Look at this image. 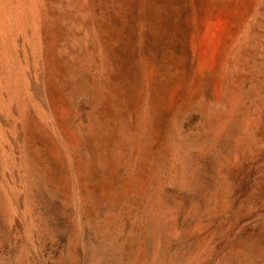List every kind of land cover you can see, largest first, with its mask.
<instances>
[{"label":"bare ground","instance_id":"1","mask_svg":"<svg viewBox=\"0 0 264 264\" xmlns=\"http://www.w3.org/2000/svg\"><path fill=\"white\" fill-rule=\"evenodd\" d=\"M232 138L264 143V0H0V264H256L177 220L227 207Z\"/></svg>","mask_w":264,"mask_h":264},{"label":"rangeland","instance_id":"2","mask_svg":"<svg viewBox=\"0 0 264 264\" xmlns=\"http://www.w3.org/2000/svg\"><path fill=\"white\" fill-rule=\"evenodd\" d=\"M245 76V77H244ZM246 77H247V74L244 73L243 75H240L238 77V81H240L241 79L243 80H246ZM245 78V79H244ZM249 108H246V112H245V115L248 113L249 115H252L251 118H249V115H246V119L249 121H246L247 124H249L251 122V120L253 119L254 117V108L252 106H248ZM252 109H251V108ZM251 109V110H250ZM250 111V112H249ZM252 112V113H251ZM248 116V117H247ZM196 118V119H195ZM190 119V122L188 121ZM193 119V120H192ZM245 119V120H246ZM251 119V120H249ZM187 123L183 124L184 126L186 127H183L184 128V131L185 132H192L194 129H196V127L198 126L199 122H200V119L197 117V116H193V117H190L188 118ZM194 121V122H193ZM191 123V124H190ZM193 123V124H192ZM189 124V125H188ZM220 125V128H222V125ZM217 125V126H219ZM216 126V127H217ZM187 128V129H186ZM193 129V130H192ZM189 130V131H188ZM192 130V131H191ZM219 127H218V130L216 129L217 132H219ZM236 141V138H232L228 141H225L223 142L221 145V148L223 150V155L224 157L226 158V164H225V170H224V176L227 178L226 179V183H227V188H231L230 190L228 189L227 193L224 195V199H223V202L224 204H227V202L229 204H227V207L231 206L229 209L230 211L228 210V208L226 207V205L224 206L225 210L222 209V212L221 211H218L216 213H211V214H200V215H197L195 217H192L190 219H185V217L183 216H180L178 215L177 216V220L180 222V224L182 225V230L185 231L187 234V236L185 238H183V251H185V254H186V259H191L192 256L196 255L197 253H195L196 251L197 252H204V251H208L210 252L209 254H212V253H218V256L219 254L221 253L220 257H218L217 259L221 258L223 259V256H225V253H227V251L231 248V245L233 242H239V241H242L243 239V242L245 243V246L248 248H251L255 245H257V247L259 248V251L260 254H258L259 252L257 251L254 255L251 257V259H255L256 264H263L264 263V258H263V252H264V203H262L261 201L264 202V143H262L259 147L257 148H251V147H248L247 149V152L243 155L240 154V152L238 151H235L234 148V144L233 142ZM264 142V141H263ZM225 143V144H224ZM232 143V144H231ZM263 147V148H262ZM253 149V150H252ZM261 149V150H260ZM225 150V152H224ZM228 152V153H227ZM238 152V153H237ZM233 154V155H232ZM226 155V156H225ZM228 156H229V159H228ZM237 156V157H236ZM263 159V160H262ZM229 160V161H228ZM227 169V170H226ZM231 171V172H230ZM212 174V175H211ZM213 174L214 172H211V173H208L207 176L208 178L212 179L213 178ZM210 179L208 181H210ZM229 179V180H228ZM261 179V180H260ZM258 181V182H257ZM230 182V183H229ZM237 182V183H236ZM257 182V183H256ZM260 182V183H259ZM258 183H259V186L258 187ZM257 184V185H256ZM214 182H213V186H214ZM244 185V186H243ZM252 185V186H251ZM256 185V186H255ZM237 187V188H236ZM233 189V190H232ZM207 190H210V187L207 189ZM229 192V193H228ZM242 192V193H241ZM238 193V194H237ZM233 196H232V195ZM202 195V194H201ZM228 195H231V196H228ZM263 195V197H262ZM235 196V197H234ZM243 196V197H242ZM174 198L176 199H179L180 195H174L173 196ZM229 200H228V198ZM240 197V198H238ZM250 197V198H249ZM237 201H236V199ZM255 199V200H254ZM232 201V203H230ZM236 201V202H235ZM249 201V202H248ZM252 201V202H251ZM256 204H255V202ZM241 202V203H240ZM235 203V204H234ZM253 203V205H252ZM251 204V205H250ZM259 204V205H258ZM263 204V205H262ZM229 205V206H228ZM235 205V206H234ZM243 205V206H242ZM246 205V206H245ZM249 205V206H247ZM242 206V207H241ZM252 206V207H251ZM244 207V209H243ZM247 207V208H245ZM232 208V209H231ZM226 209L229 211L226 212ZM257 209V211H256ZM225 211V212H224ZM245 213L244 215V219L243 221L239 224V225H236V216L238 213ZM251 212V213H250ZM221 213H224V214H221ZM260 213V215H259ZM262 213V215H261ZM217 215V216H216ZM253 215V216H252ZM226 216V217H225ZM248 216V217H247ZM219 217V218H218ZM223 217V219H222ZM235 217V218H234ZM254 217V218H253ZM260 217V220H258ZM199 218V219H198ZM227 218H230V219H227ZM252 218V219H251ZM197 219V220H195ZM224 219H226L224 221ZM234 219V220H233ZM254 219V220H253ZM184 220V221H183ZM192 220V221H191ZM215 220V221H214ZM222 220V221H221ZM231 220V221H230ZM250 220V221H249ZM258 222H256V221ZM195 221V222H194ZM220 221L223 223L221 224ZM229 221V222H228ZM249 221V222H248ZM254 221V222H253ZM212 222V223H211ZM218 222V223H217ZM231 222L233 224H231ZM248 222V223H247ZM188 223V224H187ZM227 223H230L231 224V227H230V224H227ZM243 223V224H242ZM245 223V224H244ZM248 227H247V225ZM198 224V225H197ZM258 224V226H257ZM197 225V226H195ZM220 225V227H219ZM226 225V226H225ZM233 225V226H232ZM246 225L245 229H244V226ZM219 228H217V227ZM228 226V227H227ZM236 226V227H235ZM242 226V227H240ZM256 226V228H255ZM260 226V227H259ZM190 227V228H189ZM192 227V228H191ZM196 227H200L197 230ZM226 229H225V228ZM230 227V228H229ZM262 227V229H261ZM223 231H222V229ZM238 228V229H237ZM242 228V230H241ZM248 228V229H247ZM217 229V230H216ZM221 229V230H220ZM227 229H230V230H227ZM253 229V230H252ZM189 230V231H188ZM229 232H227V231ZM237 230V232H236ZM240 230V231H239ZM245 233H243L244 231ZM250 230V231H249ZM193 231V232H192ZM200 231V232H199ZM241 231H243L242 233H240ZM252 231V232H251ZM256 233H255V232ZM258 231V232H257ZM260 231V232H259ZM195 232H198L196 233L195 235ZM225 232V233H224ZM236 232V233H234ZM191 233V234H190ZM206 233V234H205ZM214 233V235H213ZM240 233V234H238ZM263 233V234H262ZM230 234V236L228 235ZM234 234V235H233ZM245 235L242 239V236ZM212 236V238L210 236ZM220 235V236H219ZM223 235V237H222ZM225 235V236H224ZM251 235V236H249ZM209 236V238H208ZM229 238H228V237ZM237 236V237H236ZM254 236V237H253ZM203 237V238H201ZM222 237V238H221ZM232 237V238H231ZM236 237V238H235ZM241 237V238H240ZM246 237V238H245ZM248 237V238H247ZM253 237V238H252ZM261 237V238H260ZM190 238V240H188ZM207 238V239H206ZM218 238V239H217ZM226 238V239H225ZM235 238V241L232 240ZM240 238V240L238 239ZM251 238V239H249ZM202 242H201V240ZM222 239V240H221ZM224 239V240H223ZM259 241V243L256 241ZM192 240V241H191ZM193 240H195V242H193ZM209 240V241H207ZM213 240V241H212ZM228 240V241H227ZM251 240V241H250ZM255 240V242H254ZM200 243H199V242ZM205 241L207 243H205ZM224 241V242H223ZM230 241H231V245L228 246L230 244ZM250 241V243H249ZM261 241V242H260ZM198 242V243H197ZM212 242V243H211ZM215 242V243H214ZM228 244H227V243ZM253 244H252V243ZM10 243V244H9ZM204 243H205V246H204ZM226 243V245H225ZM189 244V245H188ZM192 244V245H191ZM200 246H199V245ZM207 244H211L213 246H209ZM251 244V245H250ZM194 245V246H193ZM215 245V247H214ZM225 245V246H224ZM253 245V246H252ZM261 245V246H260ZM5 246V247H4ZM3 246V256H10V255H14L15 251H14V247L11 242H6V244ZM8 246V247H7ZM207 246V249H203V248H206ZM209 246V247H208ZM228 246V247H226ZM11 247V248H10ZM201 249L199 250L198 248ZM214 247V248H212ZM219 247V248H218ZM226 248L227 250L224 251V248ZM186 248L188 249V251L186 250ZM208 248L212 249V250H208ZM5 249V250H4ZM195 251H194V250ZM203 249V250H202ZM219 249V250H218ZM214 250V251H213ZM216 250V251H215ZM8 251V252H7ZM194 251V252H193ZM212 251V252H211ZM11 252V253H10ZM195 253V254H192ZM223 252V253H222ZM10 254V255H9ZM262 255V256H261ZM250 256V254H249ZM260 256V257H259ZM248 258V257H247ZM257 258V259H256ZM259 258V259H258ZM187 259V260H188ZM250 258H248L246 260L247 261H250L251 260ZM262 259V260H261ZM261 261V262H260ZM255 264V263H254Z\"/></svg>","mask_w":264,"mask_h":264}]
</instances>
